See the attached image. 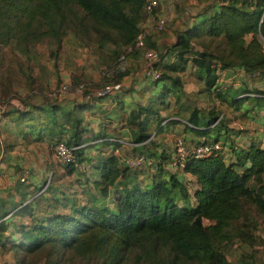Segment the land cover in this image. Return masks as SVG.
I'll list each match as a JSON object with an SVG mask.
<instances>
[{"label":"trees","instance_id":"1","mask_svg":"<svg viewBox=\"0 0 264 264\" xmlns=\"http://www.w3.org/2000/svg\"><path fill=\"white\" fill-rule=\"evenodd\" d=\"M144 3L145 0H0V48L10 46L26 56L29 47L44 43L53 45L56 51L64 35L70 33L75 45L89 48L97 56L101 67L96 82L83 84L72 78V86L81 82L84 86L78 96L81 99L106 84L123 85L131 70L148 67L140 61L145 50L159 51L158 60L150 64L159 76L147 78L159 86V91L146 105L132 109L123 126H106L100 134L85 137L87 129L82 121L86 104L64 111L57 104L60 99H43L37 105L26 99L21 101L22 109L2 112L1 118L11 117L15 134L22 140L38 142L46 135L54 141L53 145L64 142L69 148L77 147L72 151L74 159L91 169V188L106 197L109 189L115 187L117 198L113 209L93 202H71L67 213L51 212L55 209L49 204L37 215L33 203L44 190L35 195L18 182L4 196L0 195V249L8 247L28 253L43 248L68 251L91 264H126L128 256L130 264H254L250 254L245 256L249 262H232L225 253L231 246H253L255 232L264 226V147L259 145L258 136L243 144L228 140V135L235 132L227 128V122L231 118H250L252 108L255 114L264 109V0H210L189 26H182L175 33V42L163 50L151 39L154 33L146 36L143 48L135 47ZM155 13L157 8L153 9ZM196 38H207L214 44L194 50L191 41ZM55 51H49L52 59L57 58ZM120 56L127 63L124 69L102 75L118 63ZM57 62L61 64L59 68H68L56 60L57 82L47 95L62 85ZM188 64L201 81L204 94L211 95L210 108L193 106L185 111L182 106L183 78L179 73ZM219 70L225 72L224 77L232 73L237 77L238 71L244 75L237 78L235 85L223 84L218 82ZM1 73L0 70V97L7 101L18 95L11 88L12 81ZM246 78L259 84L251 87ZM26 84L28 96H39L34 93L31 77H27ZM38 91L42 93L40 88ZM171 105L172 116L180 115L186 123L184 129L203 137L202 141H186L187 144L219 142L228 149L227 153L220 149L204 158L189 159L174 173L166 172V136L173 125L180 124L171 116H161V111L169 110ZM243 105L249 108L240 112ZM238 112L239 115L234 114ZM122 129L131 137V143H141L133 148L138 154L134 157L143 155L148 165L155 167L156 174L147 186L143 187L140 181L146 162L130 168L113 152L119 145L116 140L126 136ZM155 137L161 138L159 144ZM94 139L97 142L88 143ZM87 148L97 151L96 156H88ZM108 149L112 151L107 152ZM61 167L66 174L77 170L72 165ZM178 175L192 177L193 203H188L187 183ZM47 190L46 193L51 191ZM52 199L59 202L56 195ZM22 216L31 221L27 224ZM14 217L21 219L12 224L18 241L6 233Z\"/></svg>","mask_w":264,"mask_h":264},{"label":"rangeland","instance_id":"2","mask_svg":"<svg viewBox=\"0 0 264 264\" xmlns=\"http://www.w3.org/2000/svg\"><path fill=\"white\" fill-rule=\"evenodd\" d=\"M210 0H206L205 3L201 2H196V1H184L181 0L178 3L174 4L172 8L167 11V6L164 5L163 7V14L166 16V23L164 25V28L162 31L158 33H154V38L155 39H160L162 46H160L158 49L163 50L164 46L166 44V40H170L171 43H174L176 40V35L175 33L182 28V26L185 27V22L187 18H190L191 12H193L194 15L197 14V12L207 4ZM207 2V3H206ZM184 10H188L189 13L186 15L183 14ZM158 13L161 14V11L159 8L157 9ZM194 15L191 16L194 18ZM145 19L144 15L141 18V21ZM140 30L141 27L139 26ZM65 38H63L64 41L61 42V46L59 47L58 50L55 51V47L49 46L48 44H39L35 46L29 47V51L26 54V56L21 55L19 51L16 49H11L10 46L6 47H1L0 48V70L3 72L1 73L2 76H8V78L12 81V86L11 88L15 89L16 86H22L24 87L25 82L23 80L24 75L26 72H29L31 76H39V80L36 81V83L33 86V89L35 90L34 93L37 96V98L42 102L45 101L43 99H46V101H49V98L47 97V93L49 92L50 88L54 87L56 85V78H55V62L56 60L59 61H65L64 63L68 67L69 74L61 73V75H66L65 80H61L62 84H67L68 86H72V80L71 76H80L78 80L82 81L83 84L87 83L88 81L86 80L87 78L82 77L84 76L83 74L87 75H98V79L100 76V71L97 68H92L94 67L93 64L95 62V59L92 58L93 53L89 48H84V47H79L75 45L72 42V35L70 33H66L64 35ZM164 40V41H163ZM244 40L247 42L249 40V36L244 37ZM210 40L207 38H196L192 39L193 47L194 50L200 49V48H210L213 44H210ZM170 43V44H171ZM167 45V44H166ZM207 46V47H206ZM264 48V43L262 44ZM49 50H54L56 57L55 59H52L50 55H48ZM141 51V50H140ZM53 52V51H52ZM29 55V57H28ZM26 57V59H24ZM169 57V56H167ZM141 64H143L144 60L141 56ZM99 61V60H98ZM58 68L61 66L57 62ZM82 66L83 68H79ZM189 64L187 65V68L183 70L182 72L179 73V75L183 78L182 85H181V91L183 92V98L181 99L182 106H184L185 111L189 110V108L195 106L198 107L199 109H207L211 107V100L210 96H208L206 93L202 91V84L201 81L198 80V77L196 74L193 73V70L189 69ZM51 69L53 70L52 73ZM61 70V68H59ZM241 74H244L242 71H240ZM239 75L242 77V75ZM51 75V76H50ZM222 76V71H218V78ZM97 79V80H98ZM97 80H94L95 82ZM246 83H249L251 87L257 86L259 84V81L257 80H250V78H246ZM93 81V82H94ZM81 82V84H82ZM249 85V86H250ZM84 87V86H83ZM38 88L41 89L42 93H37L40 92L38 91ZM48 88V89H47ZM70 89H67L66 94L60 98V100L64 98H74L78 101L80 98L78 97L79 94H75L72 90V87H68ZM47 89V90H46ZM20 90V89H19ZM37 91V92H36ZM18 96H11V99L16 100L18 103H21L22 100H30L34 98V96L30 97L28 96L26 90L24 91H16ZM70 96V97H69ZM71 99V100H72ZM173 98L170 97L171 103L173 102ZM5 100L0 97V101ZM14 101V104L17 102ZM23 106V105H22ZM172 105L170 109H163L161 111V116L163 118H173L174 121L180 124L173 125L172 128H178V127H184L183 125L186 124L184 123L182 116H172L174 113V109H172ZM176 108V107H175ZM180 109L182 107L180 106ZM224 109V112L229 115V111L227 109ZM222 109V110H223ZM258 115V113H256ZM236 116V115H234ZM261 116V115H260ZM264 115H262V125L264 126ZM253 114L250 117L249 120H235L233 123L234 129H232L236 134H243L246 131H252L256 129L254 124V119ZM164 123V120L163 122ZM119 125V123L117 124ZM120 126V125H119ZM118 126V127H119ZM117 127V126H116ZM253 127V128H252ZM255 127V128H254ZM171 128V129H172ZM227 128L231 129L228 127V122H227ZM236 128V129H235ZM91 130V129H90ZM257 130V129H256ZM255 130V131H256ZM254 131H252L253 133ZM264 132V127L262 128V131ZM87 133V132H85ZM127 134V131H125ZM169 135L166 136V138L170 137V143L165 145V149L167 152L170 150L172 146V138L173 137H179L182 138L178 132L175 131H169ZM232 135V134H230ZM93 136L92 134H89L87 137ZM128 138H125L123 140H126L127 142H131V137L127 136ZM229 137V135H228ZM230 137L228 138V140ZM155 142L159 144L161 142L160 137H155L154 138ZM185 141V140H184ZM53 142L50 141L47 144V141L43 143L42 145H39V149L42 150L43 155L46 156L47 161L45 167L47 172L44 173V178H42V182H40V186L35 190H33L32 193H35V195H38L40 192L41 195L36 201L33 203L34 204V209L38 210L37 215L40 214V212H44V208L47 207L49 204L50 206L54 207L55 213H67L70 210V205L71 202L75 204H84V205H89L92 202L100 205H105L108 208L114 207L113 200L117 198V190L115 187L110 188L108 191V194L106 197H101L98 193H96L90 186V183L88 182L90 180V177H93L91 169L85 167L83 169H77L76 172H73L71 174H66L64 170L58 171V169H63L61 166L57 164L53 158H52V147H53ZM186 142V141H185ZM119 145L115 147L113 150L114 154L119 156L121 161L125 158H132L138 154L137 152L133 150L134 147H138L137 145H131L130 143L122 144L120 142H117ZM239 144H241L238 141ZM134 144V143H133ZM228 144V143H226ZM164 149V148H163ZM92 148H87L85 150L86 154L89 156H96L97 151H91ZM112 151L111 149L107 150ZM227 153V151H225ZM93 156V157H94ZM142 156L144 159L145 157ZM138 157V156H137ZM149 162L144 163L145 165L143 168V174L140 177V181L142 182V186H147L151 181H152V176L156 174L155 167L153 165H148ZM82 164V163H81ZM164 170L168 173H174L176 170L175 168L165 165ZM79 170V171H78ZM48 171L51 172L48 173ZM180 180L183 182L187 183V190L190 194V198L188 200V203H193V198L191 196V193L195 187L193 184L192 180L190 179L188 175H178ZM48 186V187H47ZM45 188L51 189L50 192L46 193L48 190ZM34 195V196H35ZM56 195L57 198H59V202H55L52 199L53 196ZM34 196H32L30 199H32ZM28 200V201H29ZM178 203H181V201H178ZM65 204V205H64ZM24 222H30L31 220H28L25 216L21 217ZM4 220V218H2ZM6 222V219H5ZM21 222L20 217L16 218L14 217L13 221H11V224L9 229L6 231L8 236H10L11 240H19V235L14 232L12 224H18ZM25 223V225H27ZM204 224H207V221H204ZM257 235V238L255 240V244L248 245V244H243L238 247L236 246H231L229 250L225 253L226 257L231 260L232 262H238V261H247L249 260L245 257L248 254L252 255L255 259L254 264H264V226H261L258 231L255 232ZM8 246V244H7ZM128 261L126 264H130V256L127 257ZM54 262H58V264H89L90 262L85 261L83 259H80L76 257V255L71 254L68 251H55L51 250L48 248H43L39 249L36 251L32 252H25V251H15L14 249H8V247H4L3 249H0V264H52ZM91 264V263H90Z\"/></svg>","mask_w":264,"mask_h":264},{"label":"crops","instance_id":"3","mask_svg":"<svg viewBox=\"0 0 264 264\" xmlns=\"http://www.w3.org/2000/svg\"><path fill=\"white\" fill-rule=\"evenodd\" d=\"M165 5V0H159V9L161 11V14H163V7ZM189 13L188 10H184L183 14L187 15ZM193 12L190 14V18H187L185 22V26H189L193 20H195V15L194 18ZM154 36L151 38L153 40ZM166 40V44L169 45L171 43L170 40ZM154 44L159 48V44L162 46L160 39H155L153 40ZM164 41V40H163ZM165 44V46H166ZM50 51V50H49ZM49 55V52H48ZM29 57V55H28ZM92 58L95 59V62L93 64L94 67L92 68H97L99 69L101 65L98 62L97 56L93 54ZM26 59V57H24ZM60 62H65V61H60ZM79 68H83L80 66ZM144 69L141 67L135 70H131V74L129 79L126 82H129L126 84L124 83V88L120 89L119 91L113 92L105 97H102L100 99L96 98H91L89 100L81 99L76 100L74 97L72 98H64L60 100L57 104L58 106L64 110L68 111L70 110L74 105L85 103L86 104V110H84L83 115V121L82 125L87 129L83 133V136H88L89 134H92L93 136L96 134H100L102 129L105 128L106 126H111V128H115L116 126L118 127L123 126L125 124L126 119L129 117V113L131 112L132 109H136L138 105L144 106L148 103L150 98L154 95H156L159 91V86H154L151 81H149L143 74ZM53 70L51 69L52 73ZM61 73L69 74L68 68L67 69H61L58 73V77L60 80H65L66 75H61ZM224 73L222 72V76L219 78L218 82L223 83V84H232L235 85L237 84V78L241 74V72H237L236 76L234 77L235 73L230 76V77H224ZM67 74V75H68ZM87 78V81H94L97 80L98 75H87L83 74ZM242 76L244 74H241ZM51 76V75H50ZM27 77H31L34 80V84L36 83L37 80H39V76H31L29 72H26L24 75V82L25 85L24 87L22 86H16L15 87V92L16 91H24L27 90L29 87L26 84ZM72 78L79 79L80 76H71ZM13 89V88H12ZM20 89V90H19ZM93 93V92H92ZM77 95V94H76ZM70 97V96H69ZM72 99V100H71ZM30 104L32 105H37L41 104V101L37 98L34 97L30 99L29 101ZM243 108H249L248 105H243L239 110L240 112L242 111ZM255 108L250 109V117L253 114L254 119V124L255 127H257V131H246L243 134H229L230 139H232L233 142L238 141L243 144L245 141H248L250 138L258 136L257 139H259V145L264 147V132L262 131V128L264 126H261L262 123V115H264V109H258V115L255 114ZM82 112V111H81ZM238 114V113H234ZM228 115V114H227ZM261 115V116H260ZM264 117V116H263ZM250 118L246 119L249 120ZM245 120V121H246ZM235 122V119L231 118L228 121V127L231 129H234L232 126L233 123ZM119 123V125H117ZM176 126V125H175ZM254 127V128H255ZM253 128V127H252ZM16 128L14 127L13 122L11 121L10 116H4L0 119V195L4 196L7 193V190H9L10 187H13L15 184H18V174L23 168L28 169V174L25 177L24 182H19L22 183L28 192H33L38 187L40 186V182H42V178H44V173L47 172L45 165L47 161L46 156L43 155L42 150L39 149V145H42L47 141L50 142L51 140L46 138V135H43V140L41 141H32L28 139L22 140V136L16 135L15 130ZM91 129V130H90ZM236 129V128H235ZM178 132V134L181 135L182 139H184L187 142H196V141H202L203 137L201 136H195L193 135L190 131H186L184 127H178V128H172L170 131H175ZM122 132H125V129L121 130ZM126 136L122 140H116L119 141L122 144L130 143L131 145H140L139 143H131L127 142L126 140H123L125 138H128V134H125ZM112 140V139H110ZM97 142V139L90 140L88 143L92 144ZM64 143V142H63ZM143 143V142H142ZM170 143V137L167 138V144ZM65 144V143H64ZM165 148V147H164ZM228 149H224V151H227ZM93 151V149L91 150ZM52 158L54 160L53 154ZM90 156V155H89ZM93 156V155H92ZM55 161V160H54ZM57 163V162H56ZM62 169H58V171H61ZM48 173L51 174L50 171ZM189 176V175H188ZM190 177V176H189ZM192 178V177H191ZM190 178V179H191Z\"/></svg>","mask_w":264,"mask_h":264},{"label":"built area","instance_id":"4","mask_svg":"<svg viewBox=\"0 0 264 264\" xmlns=\"http://www.w3.org/2000/svg\"><path fill=\"white\" fill-rule=\"evenodd\" d=\"M181 0H165V5L167 6V11H169L172 6L178 3ZM196 2H204L205 0H190ZM159 0H145L143 5V14L145 19L143 22L141 21L139 26L141 30L136 36L135 40V47L143 48L144 40L147 35L150 33H158L163 30L164 25L166 23V16L165 14L155 13L153 14V9L159 8ZM160 10V9H159ZM158 53L159 51L153 49H147L142 54L143 60L146 62V66L144 68V76L146 78L155 79L159 76V72L153 70L150 67V64L156 62L158 60ZM126 61L122 56L119 57L118 63L109 70H105L101 72L102 75L110 76L112 73L117 71H122L126 66ZM121 84L114 83V84H106L100 89H96L93 91L92 94L86 95L83 99L89 100L91 98H100L105 97L113 92L119 91L121 89ZM68 87H72V90L75 94H81L83 85L78 84L74 86H68L67 84H62L60 87L55 89L53 92L47 95L49 100L60 99L63 97ZM14 99H9L7 101L1 100L0 101V119L1 114L8 108H17L22 109V105L20 103L14 104ZM172 146L169 150V165L175 169L181 168L184 166L186 161L192 158H204L211 153L225 149L224 145H221L219 142H210V143H200V144H187L183 141L182 138L173 137L172 138ZM77 147L69 148L63 142H57L52 147V154L54 157L55 162L59 165H72L76 169H83L85 168V164H79L75 161L72 151L75 150ZM148 162V160L144 159L142 156L132 157V158H125L122 160L123 164L127 167L133 168L140 165L143 162ZM28 169L23 168L20 173L18 174L17 180L18 182H24L26 175L28 174Z\"/></svg>","mask_w":264,"mask_h":264},{"label":"water","instance_id":"5","mask_svg":"<svg viewBox=\"0 0 264 264\" xmlns=\"http://www.w3.org/2000/svg\"><path fill=\"white\" fill-rule=\"evenodd\" d=\"M128 83H129V82H126V84H128ZM124 86H125V85L123 84V85L121 86V89H123V88H124Z\"/></svg>","mask_w":264,"mask_h":264}]
</instances>
